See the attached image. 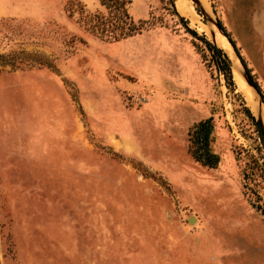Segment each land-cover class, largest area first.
Instances as JSON below:
<instances>
[{"label": "rangeland", "instance_id": "rangeland-1", "mask_svg": "<svg viewBox=\"0 0 264 264\" xmlns=\"http://www.w3.org/2000/svg\"><path fill=\"white\" fill-rule=\"evenodd\" d=\"M190 5L130 0L108 40L98 0H0V264H264V0ZM207 116L215 166L187 150Z\"/></svg>", "mask_w": 264, "mask_h": 264}, {"label": "trees", "instance_id": "trees-1", "mask_svg": "<svg viewBox=\"0 0 264 264\" xmlns=\"http://www.w3.org/2000/svg\"><path fill=\"white\" fill-rule=\"evenodd\" d=\"M129 1L130 0H98L104 10L96 9L89 13H85L83 22L92 33L108 40H116L139 32L146 22V19L135 20L132 18L127 10V3H129ZM174 13L180 20H183V17L178 15L176 11H174ZM186 28L192 34L195 33L193 29ZM224 33L236 55L239 57L244 69L250 74L249 68L239 54L233 39L227 32L224 31ZM204 42L210 49L211 59L215 62L216 67L229 76L231 69H229L225 54L216 45L210 44L206 40H204ZM254 85L256 91L262 96L260 87L255 80ZM211 127L210 117L207 116L199 119L188 131V152L194 160L206 166H215L218 161V154L209 147Z\"/></svg>", "mask_w": 264, "mask_h": 264}, {"label": "bare ground", "instance_id": "bare-ground-1", "mask_svg": "<svg viewBox=\"0 0 264 264\" xmlns=\"http://www.w3.org/2000/svg\"><path fill=\"white\" fill-rule=\"evenodd\" d=\"M191 1H192V0H187V1H185V0H175V4H176V8L179 9L181 12H183V13H185V14L193 15V16H194L193 18H195L196 15H194V12H193L192 7H191V5H190ZM199 1H200V3H202V5H203L205 8H208V0H199ZM179 13H180V12H179ZM181 14H182V13H181ZM187 17H191V16H187ZM189 19H190V18H189ZM214 41H215V38H214ZM229 44H230V43H229ZM230 46H231V45H230ZM235 56H236V55H235ZM236 58H237V57H236ZM231 61H232L233 72H234L236 78L238 79V81L240 82V77H239L238 74H237V73H238V72H237V66H238V64H237V62H236L235 57H233V60L231 59ZM237 61H238V59H237ZM239 87H240V86H239ZM248 100H249V102H250V104H251V106H252L254 112H256V114H260L261 119H262V123H263V128H264V115H263V113L260 112V111H259V113H257V105H255V104L251 101L250 98H249Z\"/></svg>", "mask_w": 264, "mask_h": 264}, {"label": "water", "instance_id": "water-1", "mask_svg": "<svg viewBox=\"0 0 264 264\" xmlns=\"http://www.w3.org/2000/svg\"><path fill=\"white\" fill-rule=\"evenodd\" d=\"M196 3H200L199 0H192ZM218 24V23H217ZM212 33V32H211ZM229 42V40H227ZM230 43V42H229ZM218 47V46H217ZM220 49V47H218ZM221 50V49H220ZM236 54V53H235ZM237 56V55H236ZM238 57V56H237ZM238 60L239 57H238ZM241 62V61H240ZM239 73L242 75V77L244 78V80L254 89V91L257 93L256 89H255V85H254V80L252 79L251 75L249 73L246 72V70L244 69V66L241 63V70H239ZM256 123L259 127V131H260V135H261V139L263 141L264 144V128H263V123H262V119L260 114H256Z\"/></svg>", "mask_w": 264, "mask_h": 264}]
</instances>
